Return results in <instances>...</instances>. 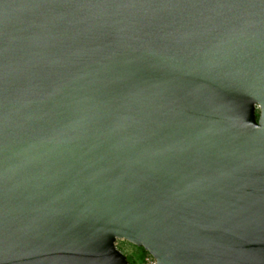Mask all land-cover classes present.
Here are the masks:
<instances>
[{
    "label": "water",
    "instance_id": "95a60500",
    "mask_svg": "<svg viewBox=\"0 0 264 264\" xmlns=\"http://www.w3.org/2000/svg\"><path fill=\"white\" fill-rule=\"evenodd\" d=\"M264 5L0 0V264H264Z\"/></svg>",
    "mask_w": 264,
    "mask_h": 264
},
{
    "label": "rangeland",
    "instance_id": "374dc122",
    "mask_svg": "<svg viewBox=\"0 0 264 264\" xmlns=\"http://www.w3.org/2000/svg\"><path fill=\"white\" fill-rule=\"evenodd\" d=\"M118 247L128 255L132 264H142L144 259L145 249L139 247L128 240L118 239Z\"/></svg>",
    "mask_w": 264,
    "mask_h": 264
},
{
    "label": "snow or ice",
    "instance_id": "6c2138e0",
    "mask_svg": "<svg viewBox=\"0 0 264 264\" xmlns=\"http://www.w3.org/2000/svg\"><path fill=\"white\" fill-rule=\"evenodd\" d=\"M58 2L73 3V2H78V0H58ZM101 2L115 3V2H117V0H101ZM119 2L128 3V4H135V3H138L139 0H119ZM238 2H240V3H256L257 0H238ZM258 2L261 5H264V0H258ZM251 87L260 88V89L264 90V74H262L260 76L259 80L255 84L251 85ZM0 243H2V240H0Z\"/></svg>",
    "mask_w": 264,
    "mask_h": 264
},
{
    "label": "built area",
    "instance_id": "2783aa9c",
    "mask_svg": "<svg viewBox=\"0 0 264 264\" xmlns=\"http://www.w3.org/2000/svg\"><path fill=\"white\" fill-rule=\"evenodd\" d=\"M142 264H158V263L156 259L153 257V255L149 251L145 250Z\"/></svg>",
    "mask_w": 264,
    "mask_h": 264
}]
</instances>
